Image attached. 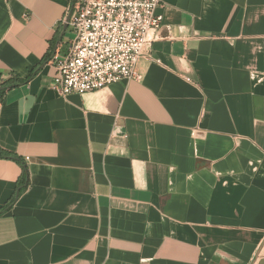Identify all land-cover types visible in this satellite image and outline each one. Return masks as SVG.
Wrapping results in <instances>:
<instances>
[{"label": "crops", "instance_id": "crops-1", "mask_svg": "<svg viewBox=\"0 0 264 264\" xmlns=\"http://www.w3.org/2000/svg\"><path fill=\"white\" fill-rule=\"evenodd\" d=\"M73 0H0V147L30 184L0 264H258L264 257V0H161L142 81L60 96ZM22 167L0 159V209Z\"/></svg>", "mask_w": 264, "mask_h": 264}, {"label": "built area", "instance_id": "built-area-1", "mask_svg": "<svg viewBox=\"0 0 264 264\" xmlns=\"http://www.w3.org/2000/svg\"><path fill=\"white\" fill-rule=\"evenodd\" d=\"M161 0H73L63 24L72 39L56 55L53 89L62 97L85 94L122 81H142L140 63L159 32Z\"/></svg>", "mask_w": 264, "mask_h": 264}, {"label": "trees", "instance_id": "trees-1", "mask_svg": "<svg viewBox=\"0 0 264 264\" xmlns=\"http://www.w3.org/2000/svg\"><path fill=\"white\" fill-rule=\"evenodd\" d=\"M40 68L41 66L32 70L30 75L26 79H23L16 74H13L11 79L8 80H3L2 78H0V104L4 102L5 96L10 90L18 86L27 84L34 76L37 75ZM0 159L15 161L16 163L21 165L23 169L22 174L18 179L17 188L11 201L4 208L0 209V215H1L2 213L9 210L19 199V197L23 194V192L28 188L30 184V179H29V171L27 165L25 161L18 155L5 151L0 147Z\"/></svg>", "mask_w": 264, "mask_h": 264}, {"label": "water", "instance_id": "water-1", "mask_svg": "<svg viewBox=\"0 0 264 264\" xmlns=\"http://www.w3.org/2000/svg\"><path fill=\"white\" fill-rule=\"evenodd\" d=\"M69 19H70V17H68V18L66 19V22L64 23V29H65V30H67V28H68V22H69ZM258 264H264V257H263L262 259L259 260Z\"/></svg>", "mask_w": 264, "mask_h": 264}]
</instances>
